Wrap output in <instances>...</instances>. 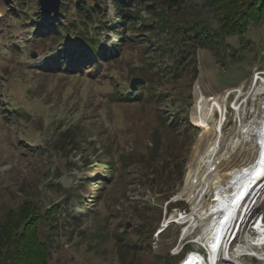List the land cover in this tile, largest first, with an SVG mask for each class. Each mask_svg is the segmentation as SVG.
<instances>
[{
  "label": "rangeland",
  "instance_id": "obj_1",
  "mask_svg": "<svg viewBox=\"0 0 264 264\" xmlns=\"http://www.w3.org/2000/svg\"><path fill=\"white\" fill-rule=\"evenodd\" d=\"M65 4L69 8L67 0L61 1L59 12L50 13V19L69 14L68 10L60 13ZM112 10L109 5L107 15L112 16ZM38 12L42 11L37 0H0V219L5 209L24 199L34 200L42 211L59 204L60 212L50 213L56 229L48 233L49 264H177L181 255H167L178 243L182 226L172 222L158 235L156 231L164 215L197 214L208 195L207 186L196 193L182 192L193 146L201 134L192 116L201 75L217 92L241 85L245 91L252 78H264V20L249 24L246 37L251 46L242 55L238 51L231 55L239 46L235 36L224 38L230 44L227 52L198 46L185 60L181 76L167 72L152 83H139L133 93L141 89L142 98L122 101L114 93L127 87L130 91L131 78L142 76L137 71L141 58L151 54H145V43L136 40L110 57L99 49L96 58L87 49L76 58L70 52L63 59L58 55L60 45L78 51V41L70 36L53 41L52 35H40L48 26L46 20L36 21ZM183 12L216 25L201 0H191ZM104 34L100 33L101 44L112 49L116 33L109 32V39H103ZM159 59L164 67L172 63L171 56ZM150 91L162 99H150ZM171 96L190 97L186 111L196 129L184 131L181 125L172 130L162 124L160 115L168 109L166 99ZM235 98L231 93L223 134L234 122L229 106ZM254 101L243 102L242 122L252 117ZM15 109L27 116L14 117ZM71 122L84 125L88 133L86 142L77 135L79 149L56 138L58 128ZM155 129L161 146L154 158ZM122 155L132 160L124 162ZM151 155L154 159H146ZM105 158H111V166L101 163ZM165 165L171 173L163 169ZM239 260L258 264L246 256Z\"/></svg>",
  "mask_w": 264,
  "mask_h": 264
},
{
  "label": "trees",
  "instance_id": "obj_2",
  "mask_svg": "<svg viewBox=\"0 0 264 264\" xmlns=\"http://www.w3.org/2000/svg\"><path fill=\"white\" fill-rule=\"evenodd\" d=\"M201 1L204 7L212 11L213 18L216 19L215 26L210 20L200 16L190 13H188L189 17L185 16L184 7L191 0H67L70 9L65 4L61 7L60 13L66 10L70 13H67L63 19H50L53 15L38 12L36 21L46 20L48 26L41 30L40 35H52L53 41L62 39L64 36H70L71 39L78 41V51L70 50L69 45H60L58 55L63 59L71 56L70 52L75 53L76 58L77 55L85 54L87 49L96 58L101 54L110 57L117 54L122 46L140 40V43H145V54L148 52L151 54L141 58L142 66L137 71L146 83H152L155 77L160 79L161 76L167 75V72L175 78L181 76L185 70V60L198 46L211 49L215 53L227 52L230 44L226 43L224 38L230 36L237 37L239 42L238 48H233L231 55H235L236 51L242 55L243 51L251 46L246 32L251 22L264 20V0ZM109 5L113 8L112 16L107 15ZM112 31L116 33L117 42H112V49H110L109 46L101 44L100 33H105L103 39H109V32ZM51 32L53 33L50 34ZM99 49H102L103 53H98ZM165 56H171L172 63L164 67L163 60L159 58ZM222 58L225 59L224 55ZM190 61L191 69L195 74L193 56ZM96 63L97 61H94V64ZM148 86L151 88L149 84ZM127 88L116 91L115 98L122 101H135L142 98L141 89L133 93L127 91ZM155 94L150 91L148 96L150 99H162ZM189 98L171 96L166 99L168 109L162 111L160 115L161 122L166 128L175 130L184 125V131L196 129L187 116ZM178 99L179 101H176ZM12 113L16 118L27 116L23 110L15 109ZM83 126L77 122L68 123L64 128H58L56 138L64 145L69 144L70 147L79 149L76 144L78 143L77 135L80 134L81 140L85 142L88 138V133L84 131ZM153 132L155 158L159 154L161 136L158 130L155 129ZM146 154H149V151L139 153L142 157ZM154 158L152 155L146 157V159ZM120 159L124 162L132 160L131 157L124 155ZM101 163L111 166L113 161L111 158H105L101 160ZM163 169L168 168L165 165ZM169 172L171 173L168 169V174ZM60 209L61 206L58 204L50 210L42 211L38 203L31 199H24L17 206L5 209L0 219V264H49L51 238L48 233L52 234L56 229V224L50 220V213L52 211L56 214L60 212ZM140 229H142L141 226ZM120 241L121 237H117V242ZM148 244L151 245L150 240ZM118 247L121 248L122 244L118 243ZM167 256L171 257L169 253Z\"/></svg>",
  "mask_w": 264,
  "mask_h": 264
},
{
  "label": "bare ground",
  "instance_id": "obj_3",
  "mask_svg": "<svg viewBox=\"0 0 264 264\" xmlns=\"http://www.w3.org/2000/svg\"><path fill=\"white\" fill-rule=\"evenodd\" d=\"M202 75L192 113L201 134L193 146L182 192L196 193L207 186L208 195L197 214L189 216L190 211H180L179 214L172 213L168 218L183 227L180 230L181 239L192 235L197 240L194 241L196 245L206 250L209 259L205 263L214 264V260L219 258L217 264L225 261L226 264H250L239 260L240 256H246L257 259L258 264H264V136L261 141L258 140L264 124V78H252L245 91L241 85L217 92ZM231 93L236 95L229 106L235 117L228 132L223 134L222 127L226 121ZM248 98L255 100L251 105L253 113L250 119L242 122L239 111ZM260 158L262 160L255 175L252 172L253 177H250V172L234 180L237 173L243 169H252L251 164ZM241 179H244L242 188L246 190L250 182L255 181L249 188L251 190L241 202L239 200V205V202L232 203L220 209V203L225 196L237 190L236 186ZM249 179L250 182L246 184ZM239 191L234 194L235 198ZM228 210L231 214L228 223L225 222L227 229L220 239V224L227 217L225 214ZM236 212L237 217L233 218ZM168 218L165 215L163 223ZM186 227L188 230L183 233ZM229 228L231 231L228 238H225ZM204 257L206 259V255Z\"/></svg>",
  "mask_w": 264,
  "mask_h": 264
},
{
  "label": "water",
  "instance_id": "obj_4",
  "mask_svg": "<svg viewBox=\"0 0 264 264\" xmlns=\"http://www.w3.org/2000/svg\"><path fill=\"white\" fill-rule=\"evenodd\" d=\"M37 3H38V5L40 7V10L42 12H44V13L57 14L59 12V7H60V4H61V0H37ZM144 82H145V80L142 77H140V76H134V77H132L131 80H130V82H129L130 91H133L134 89H137V87H138L137 84H139V83L143 84ZM262 129H263V131L262 132L260 131L261 135H259V139H258L259 141H261V139L264 136V124H263ZM262 157H264V152L262 153ZM261 160L262 159L260 158V159H257L255 162H253L251 164L252 165L251 166L252 169H250V170L249 169H247V170L246 169H243L242 172L237 173L234 180H238L239 178H242L244 174L247 175V173H250V172H251L250 177H253L255 175L256 169L260 165ZM252 172H253L254 175L252 174ZM244 179H241V181H239L238 186H236L237 187V190H235V191L231 192L230 194H228L227 196H225V198L223 199V201L219 205V208L220 209H225L229 205H232V203L233 204L234 203L236 204L237 202H239V200H240V202L243 200V198L245 197V195L249 192V190H251L249 188L252 187V185L255 182V181L250 182L251 179H249L246 182V184L249 183V182H250V184L248 185L247 190H246V189L242 188V185H243L242 181ZM240 187H241V189H240ZM238 190H240V191L236 194V198H235L234 197V194ZM240 202L237 203V205H239ZM230 214H231L230 213V210H228L227 213L225 214L227 217L226 218H223V220H222V222L220 224V228H219V230H220V236H219V238L220 239H221V236H223V233L225 232V229H227V227H225V226L228 223V216ZM234 217L235 218L237 217V212H236L235 216H233V218ZM225 222H226V224H225ZM231 228H229L228 233L225 235V238H228V235H229V233L231 231Z\"/></svg>",
  "mask_w": 264,
  "mask_h": 264
},
{
  "label": "built area",
  "instance_id": "obj_5",
  "mask_svg": "<svg viewBox=\"0 0 264 264\" xmlns=\"http://www.w3.org/2000/svg\"><path fill=\"white\" fill-rule=\"evenodd\" d=\"M172 222L173 221H170L168 218L166 223H163V221L161 222V227H164L167 223H172ZM194 241L196 242L197 240L195 237H192V235L181 239V233H179L178 243L169 250V254L171 256L181 255L179 256L181 258L178 260L177 264H208V263H205V261L207 262L209 259V256L206 253V250L205 249L202 250L201 247H199V245H196ZM152 243L155 244V241H153ZM188 244L190 246L186 248V251H183V248H185L184 246ZM204 255H206V259ZM218 261H219V258L215 259L213 263L217 264ZM226 262L227 261L221 262V263L226 264Z\"/></svg>",
  "mask_w": 264,
  "mask_h": 264
}]
</instances>
